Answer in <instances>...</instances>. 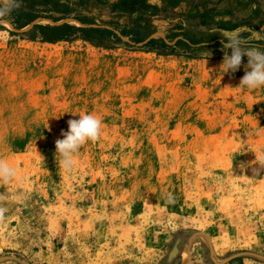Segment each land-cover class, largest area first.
<instances>
[{
  "label": "rangeland",
  "instance_id": "1",
  "mask_svg": "<svg viewBox=\"0 0 264 264\" xmlns=\"http://www.w3.org/2000/svg\"><path fill=\"white\" fill-rule=\"evenodd\" d=\"M123 1L23 0L0 22V264H264V88L238 87L247 57L219 67L221 33L264 48V0H140L137 24ZM82 113L102 134L65 169L55 141Z\"/></svg>",
  "mask_w": 264,
  "mask_h": 264
},
{
  "label": "clouds",
  "instance_id": "2",
  "mask_svg": "<svg viewBox=\"0 0 264 264\" xmlns=\"http://www.w3.org/2000/svg\"><path fill=\"white\" fill-rule=\"evenodd\" d=\"M22 6L23 0H0V22ZM220 35L223 37L220 41L223 59L219 67L224 73H235L241 68L244 57H247L245 72L238 87L248 90L264 88V48L250 45L239 34ZM228 50H231L230 54ZM203 55L211 57L212 52L207 50ZM78 117L67 121V131L62 130V138L55 141V155L59 158L60 166L65 169H71L75 163L74 157L83 145L96 142L102 134V120L97 115L82 113ZM257 162L264 165V155L258 156ZM15 176L16 169L6 160L0 159V182L7 183ZM4 211L0 208V216Z\"/></svg>",
  "mask_w": 264,
  "mask_h": 264
},
{
  "label": "trees",
  "instance_id": "3",
  "mask_svg": "<svg viewBox=\"0 0 264 264\" xmlns=\"http://www.w3.org/2000/svg\"><path fill=\"white\" fill-rule=\"evenodd\" d=\"M121 5L127 6L128 10L130 11H137L138 14H140L135 20V24L137 19H140V17L144 16L146 13V10L152 6H149L145 4L144 2L140 0H132L130 3L127 1H123ZM155 9V7H153ZM67 13V12H65ZM20 15L24 16L26 21H31V18L33 17V14H30L28 12H21ZM21 17V16H20ZM79 21L83 24L88 23L86 18H78ZM119 29L121 35L126 36L128 38H131L132 41L138 42L139 38L136 37L135 27L131 26H122V25H116ZM58 28H61V30H65L64 34H61L59 37L60 39H74V38H82L83 40L93 42L95 44L99 45H105V46H113L116 42H122L121 38L119 37V34L115 32V30L106 28V27H99V26H89V27H82V26H75L68 23H63ZM80 33V35H78ZM135 35V36H134ZM165 45L161 43L160 40L152 38L150 39L146 44L145 47L148 49L147 51H157L162 50ZM169 51V50H167ZM166 52V50H165ZM168 53V52H167ZM170 53V51H169Z\"/></svg>",
  "mask_w": 264,
  "mask_h": 264
}]
</instances>
